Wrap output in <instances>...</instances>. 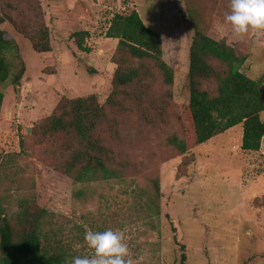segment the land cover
Returning a JSON list of instances; mask_svg holds the SVG:
<instances>
[{
  "label": "rangeland",
  "instance_id": "1",
  "mask_svg": "<svg viewBox=\"0 0 264 264\" xmlns=\"http://www.w3.org/2000/svg\"><path fill=\"white\" fill-rule=\"evenodd\" d=\"M131 10L159 33L172 84L163 82L150 60L118 51L117 39L105 36L113 15ZM228 11L229 0H0V29L17 45L5 56L11 72L20 62L25 67L19 86L0 84V213L14 222L26 201L31 209H47L55 222L44 226L52 232L49 241L58 238L71 260L90 255L87 230L113 229L124 231L133 264H180L182 253L184 264H264V135L257 151L240 149L241 124L186 154L167 143L188 130L195 26L246 55L241 71L257 82L264 100V34L235 37L223 22ZM9 19L35 37L44 26L51 51H34ZM75 31L88 32V53L77 49ZM113 61L143 68L138 79L111 94ZM214 86L202 83L211 92ZM91 93L107 114L103 144L114 164L126 168V182L74 184L55 168L70 153L60 146L61 137L41 134L40 124L62 97ZM154 178L161 191L159 216L148 200ZM77 189L83 192L78 198Z\"/></svg>",
  "mask_w": 264,
  "mask_h": 264
},
{
  "label": "trees",
  "instance_id": "2",
  "mask_svg": "<svg viewBox=\"0 0 264 264\" xmlns=\"http://www.w3.org/2000/svg\"><path fill=\"white\" fill-rule=\"evenodd\" d=\"M4 21L0 19V23ZM8 21L15 26L14 20ZM15 27L28 37L34 51H51L47 29L44 26L39 28L37 37ZM87 36V31L72 33L77 49L86 53L90 51L84 45ZM105 36L117 39L118 51L127 52L130 57L140 61L150 60L160 71L163 82L172 84L173 69L162 58L159 33L147 27L136 10L115 13ZM10 51L16 52L17 45L0 29V84L9 82L17 87L25 67L23 62H20L17 71L11 72V63L5 56ZM246 58V55L239 53L234 47L194 27L187 72L189 95L185 118L188 130L181 137L173 134L167 138V143L178 153L186 154L194 146L238 124L242 126L240 149L259 150L264 135V121L260 119L264 100L257 82L241 71ZM113 63L116 68L111 79V94L114 89L138 79L143 68L141 64L124 66L117 61ZM205 81L214 83L212 92L202 88ZM2 100L3 94L0 91V106ZM106 121L107 114L103 106L96 94L91 93L74 98L62 97L54 111L40 124L43 136L61 137L60 146L70 151L62 165L55 168L70 177L74 184L126 182V168L114 164L100 136V128ZM150 183L149 205L153 213L159 216V181L154 178ZM82 193L77 189L74 191V197L78 198ZM52 214L42 207L31 209L27 201L21 205L20 213L14 222L0 213V264H71L72 255L69 249L58 238H54L53 244L50 243L52 232L44 230L45 225H55ZM53 235L56 234L53 232ZM180 258V264H184V253Z\"/></svg>",
  "mask_w": 264,
  "mask_h": 264
},
{
  "label": "clouds",
  "instance_id": "3",
  "mask_svg": "<svg viewBox=\"0 0 264 264\" xmlns=\"http://www.w3.org/2000/svg\"><path fill=\"white\" fill-rule=\"evenodd\" d=\"M223 22L232 35L243 38L264 34V0H229V11ZM84 242L90 255L75 256L71 264H133L126 236L122 230H87Z\"/></svg>",
  "mask_w": 264,
  "mask_h": 264
},
{
  "label": "crops",
  "instance_id": "4",
  "mask_svg": "<svg viewBox=\"0 0 264 264\" xmlns=\"http://www.w3.org/2000/svg\"><path fill=\"white\" fill-rule=\"evenodd\" d=\"M234 127V126H233ZM232 128V127H231ZM241 135H242V129L240 128V131H239V139H240V137H241ZM211 139V138H210ZM209 139V140H210ZM207 142V141H206ZM205 143V142H204ZM204 143H202V144H204ZM241 144V143H240Z\"/></svg>",
  "mask_w": 264,
  "mask_h": 264
}]
</instances>
